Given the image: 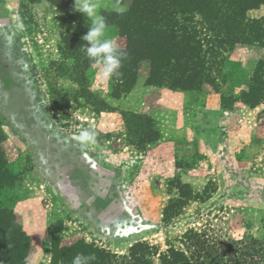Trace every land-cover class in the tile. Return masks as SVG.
<instances>
[{"label": "rangeland", "instance_id": "obj_1", "mask_svg": "<svg viewBox=\"0 0 264 264\" xmlns=\"http://www.w3.org/2000/svg\"><path fill=\"white\" fill-rule=\"evenodd\" d=\"M97 2L99 14L115 6ZM74 3L0 0V144L21 179L1 192L0 207L30 239L26 264L51 262L56 228L62 246L85 241L125 261L138 242L181 247L189 230L231 247L257 236L264 103L250 108L237 97L262 52L236 48L225 84L197 92L157 86L142 64L136 86L115 98L102 64L81 48L64 52L65 38L86 44L91 26ZM263 15L264 6L248 13ZM106 35L125 46L122 30ZM83 129L97 132L94 145L74 140Z\"/></svg>", "mask_w": 264, "mask_h": 264}, {"label": "trees", "instance_id": "obj_2", "mask_svg": "<svg viewBox=\"0 0 264 264\" xmlns=\"http://www.w3.org/2000/svg\"><path fill=\"white\" fill-rule=\"evenodd\" d=\"M65 2V1H64ZM63 2V3H64ZM123 15L113 9L100 12L107 29L122 30L127 53L121 75L113 77L115 98L136 86L142 64L149 79L171 90L197 92L225 84L228 57L238 47L257 49L263 58L255 65L248 86L237 102L250 108L264 103V15L248 13L264 6V0H121ZM61 8L66 4L54 2ZM116 3V0H115ZM114 3V4H115ZM65 53L80 51L85 44L75 36L64 39ZM21 182L4 158L0 144V194ZM184 195V193H183ZM0 207V263L26 264L30 239ZM60 225V224H59ZM58 225V226H59ZM181 247L169 244L165 251L145 242L132 246L129 260H119L105 248L85 241L62 246L58 228L52 233L49 264H72L77 254L94 255L91 264H264V222L258 235L244 234L233 247L194 230L185 233ZM228 250V251H227Z\"/></svg>", "mask_w": 264, "mask_h": 264}, {"label": "clouds", "instance_id": "obj_3", "mask_svg": "<svg viewBox=\"0 0 264 264\" xmlns=\"http://www.w3.org/2000/svg\"><path fill=\"white\" fill-rule=\"evenodd\" d=\"M99 3L97 0H75L74 10L85 14L91 21L89 31L82 37L86 44L80 46L81 51L97 64H102V77L105 80L119 77L122 61L127 57L114 39L107 38V23L105 17L99 14ZM117 14L123 15L127 7L121 0H116L114 9ZM81 147H88L97 142V132L94 129H83L74 137ZM95 260L94 255L85 256L77 254L72 264H91Z\"/></svg>", "mask_w": 264, "mask_h": 264}]
</instances>
